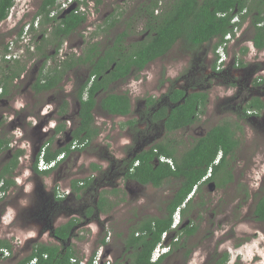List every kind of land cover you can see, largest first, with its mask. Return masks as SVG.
Listing matches in <instances>:
<instances>
[{
  "label": "flooded vegetation",
  "instance_id": "obj_1",
  "mask_svg": "<svg viewBox=\"0 0 264 264\" xmlns=\"http://www.w3.org/2000/svg\"><path fill=\"white\" fill-rule=\"evenodd\" d=\"M91 1L94 2V0ZM99 1L101 0H95V3L97 4ZM79 3L84 4L86 3V1L79 0ZM79 3L75 1L74 5ZM71 7H73V5H69V7L62 10H57L55 14H52L54 9L56 8V5H54L50 16L62 18L67 13H69L66 11ZM134 12L136 11L134 10ZM244 13L245 11L242 10L234 16H238L240 20V14L242 15ZM246 20H249V17H247L245 21ZM113 27L114 25L111 28ZM40 28L41 27L39 22L36 28H32L33 35H36V37H34L33 39V35L31 36V40L29 44H27V49H25V51L34 53L37 52L39 57H45L47 59L49 58V53L45 51L43 52V43L47 41L48 37H46L45 34V36L42 38V33L40 34L39 31ZM48 28L51 31V25H49ZM100 29L101 30H99L98 34L95 36H108V33H106V31L103 30L102 27H100ZM127 30L128 35L126 36V41L129 42L131 40H134L136 37H134L135 34L133 33V24L129 25ZM116 35L117 34L112 35V38L108 42L109 45L113 44ZM12 40H14V38L7 40L5 44L3 43L1 45L2 48L0 50V69L2 66V62L6 63L5 65L9 66L10 64H14L15 61L20 60V58H18L19 56L16 57V53L22 45L25 47V43H21L20 40L17 42H14ZM52 40H54V38H52ZM210 41H213L214 44L215 39H212ZM210 41L206 43H209ZM9 42L14 43L12 46V50H9V52H11L13 56L11 57V59L5 60L2 59L1 53L4 51L3 47L5 45H7L8 51ZM206 43L201 44L196 50H193V53L191 54V58L189 60L190 64L185 72L179 70L178 75L176 76L178 77L176 81L178 82L186 79L183 84L173 83L172 85L167 86L166 93L161 94L159 97H156L152 94L153 91H150L152 95H147V97L143 98L140 101H132L131 96L128 92H117L127 93L130 98L131 112L129 114L132 113V115H135V119H130L134 120L135 124L133 123V125L137 127L136 123H143L145 127L144 130L140 129L139 127V129H135V144L133 147H131L127 156L118 160L115 159L111 162V166L109 167L110 169H112L109 171L110 176H107L108 170H104V168L101 172L99 185H101V181L105 184H109L110 180L108 179L112 178L110 191L115 197V201L112 202L113 206L111 208L113 212V231L112 233L108 232L105 237L106 241L105 238H103L105 242L101 240L102 243L97 245L96 248L91 252V254L83 260L86 264L92 260L99 247H101L100 252L103 256V261L100 262V264H105V260L108 261V264H136L137 259H140V261L142 260L145 264H229L230 260L228 248L226 247L227 236L224 235V233H226V230H223L224 227L222 224L220 225V222L222 223L221 216L223 213H220L218 215L219 212L217 211V206L220 201H225V198L227 196L231 197V195H229L228 193L232 189L231 186L234 179L232 164V159L234 157L233 153H226L225 155L224 151L222 149H219L213 164L209 165L206 172H204L200 178H198V175L202 173L205 163L202 165L194 164L193 166H190L191 162L185 160V157L190 147L193 146L200 138H204L205 135L212 129V127L217 125H213L208 130H199L202 129L201 126H195L196 121L199 119L201 114L204 113L205 109H207L209 103L211 102L208 89L211 88L209 80L219 82L221 80L228 81L229 79H231L232 82H236L235 78H231V75L234 76V74H232L230 67H233L232 70H234L235 72H241L240 68H242L241 66L243 65H239L237 63L239 58H237V61L236 57L231 58L229 42L224 48L226 61L221 66L217 64L219 53L218 47L214 50L213 44V57L207 58V53H204V56L196 54V51L199 49V47ZM172 48L170 50H172ZM87 50V48L85 49V51L82 50L79 56L84 58ZM170 50L167 53H169ZM166 54H164L163 56H165ZM163 56L151 61L150 63L162 58ZM207 59H209V61H207ZM233 59L235 60L234 66H232L233 62H231ZM88 62L89 61L80 64L77 63L73 67L69 68L63 75V78L59 84H61L65 78L69 77L70 73H72L74 79L76 80L70 92L67 93L70 96V99H61V106L59 107V109L57 107L54 110L57 116V118H55L56 123H52L51 126H47V124H44V126H47V128L42 129V125L40 123L37 124V122H33V125L28 128L30 124H21L19 122H16L18 117L21 115V112L24 110H14V114L16 116H10L6 124V130H11L9 132H11L13 135V139L10 138L9 141V147L11 149L21 148V146H24L22 149H30L31 159L35 161L39 147L43 142L42 141L41 143H39L40 141H38L40 129H42V132H52V136L46 137L45 142H48L47 140L49 138L55 137L53 146H61L69 143V152L84 149L89 144L88 139L83 141L79 139L72 140L73 137L71 135L72 130L77 127L79 123L78 115L81 108V102L78 94L82 84L89 78L90 66ZM150 63H148L147 66ZM54 66L49 67V69L53 68ZM80 66L86 67L84 74H79L77 72V69ZM245 77L246 76H243L242 79H244ZM24 78L25 76H19L18 78L14 79L13 85H11V88L9 89V95H7L6 97L0 96V106H2V112H7V110L12 111V108H10L9 105L15 98L14 94H23L24 92L30 91L31 95L33 96L25 95V98L29 100L32 97H35V95H39L41 93H36L32 87L33 82H27L24 80ZM93 79L94 78L92 76L89 85L91 84ZM20 80L25 81V83L18 88L16 86L20 83ZM239 81L242 82V80ZM239 81L236 82V84L240 86L239 92H242L246 89L248 95L251 94L249 96V102L254 97H258L264 104V91L262 93L261 90H259L260 88L264 89V78L258 77L254 81V83L249 82L248 84H246V87H244V85H242V83H240ZM122 82L123 81H120L119 79L109 82L106 89H100L98 91L99 93H96V97L98 98L96 99V102L98 103L100 98L104 97L107 94V91L114 92L111 90V87L114 84ZM56 88L58 87H55L53 89ZM173 89L183 91V96L182 98H180V100L173 101L171 99L170 93ZM239 92L234 97H238ZM256 92L259 94H257ZM189 93L207 94L204 99L205 103L201 104L199 100L196 101V113L191 115V118L194 121L181 128H165V117L158 118L156 114L161 109H165L168 113L175 105L183 103L184 97ZM87 96L88 93L87 90H85L81 95V99L85 100ZM59 97L63 98V95L60 94ZM243 99H241V101H243ZM68 104L75 105L74 111L71 112L73 115H75V119L70 126L67 125V123L72 119V116L68 113ZM35 105L36 104L34 103V107ZM43 105L44 104H41L37 108L35 107V111H33L32 114H27V116H38V113H40V109L43 108ZM64 105L65 107L62 111V107ZM245 106L240 105L237 108L236 117L246 121H248V119L250 118L251 120L254 119V121L256 122L261 121L258 122V124L260 126H264V106L258 110L249 109L246 111L244 110ZM96 111L103 113L98 104H96L92 111L94 115L93 124L95 126H97L95 121ZM6 115L7 114H5V118ZM0 117L3 116L0 115ZM59 121H63L65 123V129L62 130V132L57 133L55 132V128ZM223 122L224 121H222L221 123ZM0 124H2V122ZM26 127L28 128V130L26 129ZM141 132H143L142 135H140ZM5 133L6 132L1 130L0 137L6 135ZM179 133L184 134L183 140L179 139V137H176V135ZM75 141H77V144L74 148L71 149V146ZM82 142H85L83 146H81ZM156 144L164 146L163 154H155V152L158 151L157 148H154V145ZM50 145L51 144L49 143V146ZM183 147H185V149H182ZM151 150L152 153L150 155H152V159L149 160L148 163H143L141 161L140 155L143 152H150ZM8 151L9 150L1 151L0 155L4 154L6 156L9 153ZM69 152H65L63 160ZM165 153L169 154V156ZM224 155V169L215 171L214 166L221 162V159ZM7 160L8 159L2 160L3 164L0 166V170L1 167L7 162ZM148 164L151 165V168H148L146 166ZM131 174H135V177H132ZM141 174L145 175V179L147 178L145 181H141L137 177ZM237 181L236 183L239 184L238 179ZM239 186L240 188L237 191L236 195H238L239 198L246 200L248 194L247 188L240 184ZM6 194L2 198H4ZM57 195L58 193H56V197ZM262 195H264V193L259 195V197ZM103 197H105V194H103ZM259 197H257L256 201ZM176 211L178 212L179 221L173 226V215L176 213ZM218 216L220 218V221H217ZM170 219V226L161 233L160 238L151 250L149 249V244H138L143 239H151L155 237L154 231L157 230V221L167 222ZM218 233L219 235L217 236ZM9 250L10 255L5 257L4 259H7L11 256L13 248ZM146 251L149 252L148 255ZM89 252L90 251H88L87 254H89ZM146 256L148 257V262L144 261V258ZM2 260L0 261V264Z\"/></svg>",
  "mask_w": 264,
  "mask_h": 264
},
{
  "label": "rangeland",
  "instance_id": "obj_2",
  "mask_svg": "<svg viewBox=\"0 0 264 264\" xmlns=\"http://www.w3.org/2000/svg\"><path fill=\"white\" fill-rule=\"evenodd\" d=\"M40 1L41 0H14V4L11 7L13 9L9 11L7 18L0 22V50L3 43L5 44L7 40L14 38V36L18 34L23 23L31 21L35 11L39 7ZM75 1L79 3V0H74L71 4L73 7L70 11L75 9L84 10L83 12H86L87 20L63 41L61 48L57 52L54 51V43L48 27L46 31L48 41L43 43V52L49 53V58H41L37 52L25 51V49H27V43H25V47L23 45L20 47V50H24V53L18 62L25 66V81L34 82L42 67L46 70L54 66V64L60 63V61L65 59L69 60L71 55L77 58L82 50L85 51L86 48L88 49L91 46L90 44L95 43V41L98 49L104 50L113 34H118V32L128 29L131 24H133L134 37H139L143 34L142 22L145 21V16H141V20L136 19L134 17V10L138 12V8H140L139 4L144 1L146 2V0H101L97 4L95 0L94 2L85 0L86 4L79 3L74 5ZM171 1L172 0H161L159 7H163L166 5V2ZM159 11L160 9H157L156 13ZM109 23H112V25H109ZM113 25L114 27L111 28ZM100 27L108 33V36H95L98 33L94 34V32H97L98 28V31L101 30ZM251 30L252 28L249 25V20L243 23L241 22L236 32L238 36L229 42L231 58L236 57V61L237 58L243 60V66L241 67H244L243 69L240 68L241 72H235L232 70L233 67H230L232 74H234V76L231 75V78H235L236 82L242 80V82H239L242 83L244 87H246V84L249 82L254 83L258 77L264 78V50L255 49L251 44L252 42L248 40ZM34 37H36V35H33V39ZM212 44L213 41H210L202 45L196 51V54L204 56V53H207V58L213 57ZM244 47L248 48V50L243 54ZM192 53L193 49H185L182 43L178 42L165 56L150 63L144 70L138 73L137 76L133 75L127 79L126 82L114 84L111 90L114 92H128L132 101H140L147 97V95L152 94L159 97L161 94L166 93L167 86L173 83L183 84L186 81V79H183L177 82L176 79L178 77L176 76L179 70L185 72L190 64L189 60ZM207 61H209V59H207ZM231 62H233L232 66H234L235 60L233 59ZM237 63L239 64L238 61ZM5 64L6 63L2 62L0 79L8 73V70H6L7 65ZM85 69V66H80L77 72L79 74H84ZM71 75L72 73L57 86L58 88L41 92L39 95H35V97L29 100L25 98V95H31L30 91L24 92L23 94H14L15 99L19 97L22 106L15 108L13 102H11L9 107L12 108V111L7 110V112H2V106H0V115L3 116L0 117V121L2 122V124H0V131L6 132V136L12 138L13 135L9 132L11 130H6V124L10 116H16L14 110H24L21 112L16 122L30 124L28 128L33 125V122H37V124L40 123L42 129H46L47 126L56 123L55 118H57V116L54 110L57 107L59 109L61 106V99H70L67 93L70 92L76 80L73 75ZM243 76L246 77L242 79ZM25 81L20 80V83L18 82L19 84H17L16 87H21ZM236 82H232L231 79L228 81L221 80L219 82L209 80L211 88L208 89L211 102L196 121L195 126H201L202 129L199 130H208L213 125L226 120L231 121L233 124L237 123L240 126V128H236L234 125L236 128L235 136L239 140V145L232 159L234 179L231 186L232 189L228 193L231 197L227 196L225 201H220L217 206V211L219 212L218 215L223 213L221 216L222 223L220 222V225L222 224L224 227L223 230H226L224 235L227 236L226 247L228 248L229 264H264V221L256 220L253 213L257 197L264 193V126L258 124V122L261 121L256 122L254 119L251 120V118L246 121L236 117L237 108L240 105H247L246 103L249 102V96L251 95H248L246 89L239 92L240 86L236 84ZM259 90H261L262 93L264 91L262 88ZM150 91H153L152 94ZM238 92L239 96L234 97ZM60 94L63 95V98L59 97ZM241 99H243V101H241ZM34 103L36 104V108L44 104L43 108L40 109L41 111L38 113V116H27V114H32L33 111H35ZM67 109L68 113L72 116L71 121L67 123V125L70 126L75 119V115L71 113L74 111L75 105L68 104ZM5 114H7L6 118ZM134 116L135 115H132V113L127 116H113L105 112L101 113L96 111L95 121L99 130L98 135L91 140L90 144L85 149L78 151V153H74V156H79L77 158L79 159L77 163H81L84 176L87 174L85 177H90V175L94 173V177H97L98 182L103 168L104 170H108L107 176H110L109 171L112 169L109 167L111 166V162L115 159L118 160L127 156L131 147L135 144V129L140 128L144 130L145 127L143 123H136L137 127H135L133 123L128 124L127 122L130 121V119H135ZM44 124H47V126H44ZM28 128L26 127L27 130ZM42 129H40V134L38 135L39 143L42 141V143H44L46 137L52 136L51 131L42 132ZM183 133L177 134L176 137L183 140ZM142 134L143 132H141L140 135ZM182 149H185V147ZM8 157L9 153L6 156L4 154L0 155V166L3 164L2 160L8 159ZM29 159H31L30 153ZM96 166L97 168L94 169ZM84 176L81 175V177ZM236 178L239 180L240 185L247 188L248 194L246 200L236 195L240 188L239 184L236 183ZM108 180H110L109 184H105L101 181V185L96 187L97 192L94 191V193L96 192V196L94 197L90 193V198H88V200H90V209L91 207H95L93 203L98 201L103 197V194H105L108 204V206L105 205L106 210L103 208V210L99 212L97 208H93L94 211L91 209V213H88L87 216L78 214L80 217H83L84 222L81 230L87 228L88 231L83 233L81 230V232L78 231L77 228L75 233L73 232L74 237L72 241L75 239L76 241L82 242V238L79 239L77 237L78 234L79 236L83 234L84 237L87 235L88 241L92 239L90 252L87 255L83 254L82 260L87 258L96 246L102 243L101 240L106 237L108 232L112 233L113 231V212L111 208L113 206L112 202L115 201V197L110 191L112 178ZM93 199L95 201H93ZM31 202V197L28 196L27 204ZM2 204L3 203L0 202V209ZM21 213L19 212V215L14 214L13 217L11 216L8 219L6 217V220L9 221L5 226L0 224V236L2 238H7L6 240L12 242L17 240L16 238L22 240V243H19L18 247L12 244L14 247L11 256L7 259H3L1 264H15L18 259L27 255L31 250L30 243L26 242L25 238L21 236L22 233L19 227H21L22 224L18 221V217L21 216ZM28 216H31V212L27 210V217ZM33 218H36L34 214H32L31 219L33 220ZM217 221H220L219 216L217 217ZM28 223L31 224L30 219H28ZM91 227L94 228L92 232ZM218 235L219 233L217 236Z\"/></svg>",
  "mask_w": 264,
  "mask_h": 264
},
{
  "label": "trees",
  "instance_id": "obj_3",
  "mask_svg": "<svg viewBox=\"0 0 264 264\" xmlns=\"http://www.w3.org/2000/svg\"><path fill=\"white\" fill-rule=\"evenodd\" d=\"M150 1V2H149ZM149 2V3H147ZM56 0H41L38 9L35 11L31 22L38 18L40 23V34L42 38L45 36L47 27L51 25L50 35L54 38V50L57 52L62 46L63 41L72 34L76 29L83 25L86 20L85 12L80 10H72L62 18L50 16ZM14 0H0V22L7 18ZM86 4V3H84ZM161 0H146L139 4L138 12H135V18L141 20V16H145L143 21V34L129 42L126 41L128 30L125 29L119 32L112 45H107L104 50L98 49L97 44H90L85 53L84 58L81 56L75 57L71 55L68 59L55 64L53 68L44 70L43 67L39 71L36 80L32 83V87L36 93L49 91L57 87L67 70L77 63H85L89 61L90 73L89 78L82 84L79 90V99L81 108L78 115L79 123L75 127L71 135L74 139L86 140L89 142L99 133L98 127L93 124L94 115L92 113L96 104L99 105L103 112L116 116H126L131 112L130 98L127 93H117L107 91L104 97H101L99 102H96V93L100 89H106L109 82L119 79L125 82L131 76H137L148 63L166 54L176 42H181L185 49H197L203 43L215 39L213 49L215 50L225 41V36L232 32L235 26L240 27L247 17H249V25L252 28L248 38L257 50L264 49V0H172L166 2V5L159 7ZM160 9L156 13V10ZM245 11L240 14V20L233 22L235 14ZM237 11V12H235ZM112 25V23H109ZM33 28V26H32ZM23 30V25L20 27L18 34L14 37V41L20 40V35ZM147 32V33H144ZM98 33L94 32V34ZM48 41V38H47ZM4 50V51H3ZM1 56L7 51V45L3 47ZM248 48L244 47L243 54ZM3 59V58H2ZM239 65H243V60L238 59ZM113 65V66H112ZM112 66V67H111ZM215 66V63H214ZM213 66V67H214ZM25 66L20 62L15 61L14 64L7 65L8 73L0 79V85L3 88L1 97H6L9 93L13 80L18 78ZM93 76V81L90 79ZM87 90L88 96L85 100L81 99L82 93ZM99 93V92H98ZM173 101L180 100L183 96V91L173 89L170 93ZM206 93H189L184 97V102L175 105L168 113L165 109H161L156 115L158 118L165 117L164 126L167 129H175L185 127L194 120L191 115L195 114L196 101L201 104L205 103ZM264 104L261 99L254 97L245 107L244 110L262 108ZM65 105L62 107L64 110ZM134 123V120L127 122ZM240 126L230 121H224L217 124L187 151L185 160L190 161V166L194 164L202 165L205 163L203 171L198 175L200 178L208 169L209 165L213 164L219 149L226 153H233L239 144L238 138L235 136L236 128ZM65 129V123L59 121L56 125L55 132H62ZM55 137L49 138L47 141L51 144L46 150V159L55 157L58 153L65 151L69 152V143L61 146H53ZM10 137L4 135L0 137V153L4 150H9L7 162L1 167L0 181H3L1 190L8 191L14 185L13 176L18 164V158L23 154L22 148L11 149L9 147ZM9 147V148H8ZM157 148L155 154L164 153V146L160 144L154 145ZM152 150L143 152L140 157L141 161L148 163L152 159ZM166 154V153H165ZM169 156V154H166ZM225 155L219 164L214 166V170H223L225 167ZM151 168V165H146ZM34 168L36 169L35 165ZM135 177V174H131ZM141 181H145V175L137 176ZM88 179L83 182L82 187L86 185ZM193 183V182H192ZM107 199L101 197L97 203V210H105ZM110 204V203H109ZM91 213V212H89ZM257 220L264 221V195L260 196L256 201L253 210ZM171 219L166 221H157V230L155 237L151 239H143L138 244H149L151 250L155 243L160 238L161 233L170 226ZM76 224L74 220L68 221L61 227L53 231V236L62 241V246L55 244H36L28 252L27 255L18 259L15 264H78V260L74 257V251L66 245L67 241L73 235V227ZM103 242L104 239H102ZM2 247L11 249L12 245L7 240L0 239ZM147 250V249H146ZM149 250V252H150ZM147 252V251H146ZM147 252V255L149 254ZM36 258L35 263H31L32 258ZM74 258L76 261L72 262ZM148 262V257L144 258ZM87 264H91V261ZM136 264H145L140 259L136 260ZM219 264V263H216Z\"/></svg>",
  "mask_w": 264,
  "mask_h": 264
},
{
  "label": "crops",
  "instance_id": "obj_4",
  "mask_svg": "<svg viewBox=\"0 0 264 264\" xmlns=\"http://www.w3.org/2000/svg\"><path fill=\"white\" fill-rule=\"evenodd\" d=\"M25 74L26 70L20 76L24 77ZM12 102L15 108L22 106L19 97L18 99L14 98ZM23 147L21 146V148ZM23 150V154L18 158V164L13 176L14 185L8 189L6 196L0 199V202L3 203L0 209V224L5 226L9 221L6 220V217L8 219L11 216L13 217L14 214L19 215V212L21 213L22 211L21 216L18 217V221L22 224L19 228L21 229V236L25 238L26 242L30 243V249L40 243L62 246V241L53 236V231L70 220L76 222L72 229L74 233L77 228L78 231L82 229L84 224L83 217H80L78 214L87 216L91 209L94 211L97 208L98 201L93 199L95 207L89 209L90 200L88 198H90V193L92 196H96V187H99V181L97 182L98 179L94 177V173L90 177H85L87 174L84 176L81 163H77L79 156H74V153H78V151L83 149L69 152L64 160L62 159L55 168L48 171L35 169V161L29 159L30 149L24 148ZM81 175L84 177H81ZM87 179L88 183L79 187L83 182L85 184V180ZM58 189L59 192L65 193L61 198L58 195L56 197ZM67 191H70L68 195H66ZM94 191L96 192L94 193ZM28 196L31 197L32 201L29 204H27ZM27 210L31 212V216L27 217ZM32 214L36 217L33 220L31 219ZM28 219H30L31 224L28 223ZM93 229L91 227V232ZM81 231L86 233L85 231L88 230L85 228ZM74 233H72L73 235L66 245L73 249L74 257L79 261L82 260V255H87L90 250L92 239L88 241L87 235L84 237L83 234L81 236L78 234L77 237L79 239L82 238V242L75 239L72 241ZM0 239L6 240L7 238L0 236ZM16 239L14 242L7 241L11 245L14 244L15 247H18V244L22 243V240L20 238Z\"/></svg>",
  "mask_w": 264,
  "mask_h": 264
},
{
  "label": "built area",
  "instance_id": "obj_5",
  "mask_svg": "<svg viewBox=\"0 0 264 264\" xmlns=\"http://www.w3.org/2000/svg\"><path fill=\"white\" fill-rule=\"evenodd\" d=\"M74 0H56V8L54 9V11L52 12V14H55L57 10H62L64 8H67L69 5L72 4ZM13 8H11L10 10H12ZM233 22H238L239 18L238 16H234L232 19ZM38 24V18H36L33 23L32 22H25L23 23V30L22 33L20 35V41L21 43H27L29 44L30 40H31V34H33L32 32V26L33 28H36ZM261 24H264V22H262ZM239 27L235 26L232 32H229L226 36H225V41L218 46V59H217V64L218 65H223L226 61V56H225V52H224V48L225 46L228 44V42H230L233 38L237 37L238 34H236V32L238 31ZM14 41V40H12ZM15 42V41H14ZM13 42H9V47H8V51L6 53H4L2 55L3 59H11V57L13 56V54L11 52H9V50H12V46H13ZM21 49V48H20ZM18 49V52L16 53V57L20 58L22 56V54L24 53V50H20ZM0 93H1V87H0ZM77 144V141L73 142V145L71 146V149L74 148ZM85 144V142L81 143V146H83ZM46 150H47V145L41 146L39 147V150L37 152V157L35 160V166L36 169L39 171H47L50 170L54 167H56L58 165V163L64 158L65 156V152L62 151L60 153H58L55 157L51 158V159H46ZM3 186V181H0V188ZM7 193V191L1 190L0 189V199ZM65 195L64 192H59L58 189V197H63ZM178 221V212L176 211L174 217H173V226L177 223ZM10 255V250L8 248L2 247L0 245V261L9 256ZM36 258H32V260L30 261L31 263H35L36 262ZM72 262L75 261L74 258L71 259ZM103 261V256L101 254V252H99L93 259L92 264H100V262ZM78 264H86L85 261L83 260H79ZM105 264H108V261L105 260Z\"/></svg>",
  "mask_w": 264,
  "mask_h": 264
},
{
  "label": "bare ground",
  "instance_id": "obj_6",
  "mask_svg": "<svg viewBox=\"0 0 264 264\" xmlns=\"http://www.w3.org/2000/svg\"><path fill=\"white\" fill-rule=\"evenodd\" d=\"M29 22H31V21H29ZM44 145H47V147H48V146H49V142H44V143H42V144L40 145V147H41V146H44ZM69 192H70V191H67V194H66V195H68ZM174 215H175V214H174ZM174 215H173V217H174ZM178 221H179V218H178ZM178 221H177V223H178ZM100 250H101V247H99V249L97 250L96 254L93 256V258H92V260H91V264H92V261H93L94 257L100 252Z\"/></svg>",
  "mask_w": 264,
  "mask_h": 264
},
{
  "label": "clouds",
  "instance_id": "obj_7",
  "mask_svg": "<svg viewBox=\"0 0 264 264\" xmlns=\"http://www.w3.org/2000/svg\"><path fill=\"white\" fill-rule=\"evenodd\" d=\"M264 22V21H263ZM1 87V86H0ZM3 93V88L1 87V93H0V96L2 95ZM37 157V156H36ZM55 168V167H54ZM53 169V168H52ZM51 170V169H50ZM48 171V170H47ZM4 259V258H3ZM76 261V260H75Z\"/></svg>",
  "mask_w": 264,
  "mask_h": 264
},
{
  "label": "water",
  "instance_id": "obj_8",
  "mask_svg": "<svg viewBox=\"0 0 264 264\" xmlns=\"http://www.w3.org/2000/svg\"><path fill=\"white\" fill-rule=\"evenodd\" d=\"M71 8H72V7H71ZM71 8H70V9H71ZM70 9H68L66 12H70Z\"/></svg>",
  "mask_w": 264,
  "mask_h": 264
}]
</instances>
